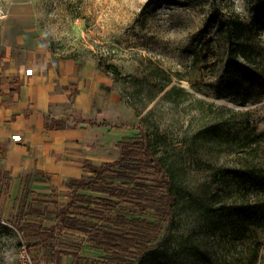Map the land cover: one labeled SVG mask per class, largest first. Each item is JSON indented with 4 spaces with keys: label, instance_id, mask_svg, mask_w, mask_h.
<instances>
[{
    "label": "rangeland",
    "instance_id": "374dc122",
    "mask_svg": "<svg viewBox=\"0 0 264 264\" xmlns=\"http://www.w3.org/2000/svg\"><path fill=\"white\" fill-rule=\"evenodd\" d=\"M263 2L0 0L2 18L29 20L34 40L57 57L93 63L102 71L106 84L96 99V116L103 124L92 119V126L113 130L107 136L112 142L136 133L133 125L144 126L171 168L179 202L148 264H264V79L255 86L259 92L242 103L238 92L218 96L211 74L220 69L227 48L211 20L214 8L235 9L250 21ZM256 31L264 43V18ZM202 36L215 39L216 53L193 67ZM168 79L194 95L165 98ZM221 119L228 124L217 136L200 134ZM104 142L88 144L95 156ZM96 165L86 164L88 173ZM57 195L60 204L68 199ZM7 213L0 219V264H17L23 237Z\"/></svg>",
    "mask_w": 264,
    "mask_h": 264
},
{
    "label": "trees",
    "instance_id": "16d2710c",
    "mask_svg": "<svg viewBox=\"0 0 264 264\" xmlns=\"http://www.w3.org/2000/svg\"><path fill=\"white\" fill-rule=\"evenodd\" d=\"M260 18H264V2L250 21L235 9L214 8L211 20L227 41L220 69L211 73L218 96H223L224 90L238 92L243 96L241 102L246 103L249 96L259 92L255 86L264 79V43L256 31ZM214 43L213 37L202 36L194 51L193 67L215 55ZM162 89L165 98L178 96L184 100L194 95L180 84H171V79ZM196 100L206 102L198 97ZM206 105L214 107L213 102ZM227 124L221 119L205 126L200 134L217 136ZM55 125L65 122L52 119L48 123L50 128ZM133 128L136 133L116 141V159L92 167L87 177L68 181L69 200L65 205L25 192L9 223L27 241L38 264L39 251L58 264L63 256H71L70 264H148V256L179 202V193L171 168L157 154L145 127ZM44 218L55 222L45 224ZM85 247L97 254H84Z\"/></svg>",
    "mask_w": 264,
    "mask_h": 264
},
{
    "label": "crops",
    "instance_id": "0c3cea01",
    "mask_svg": "<svg viewBox=\"0 0 264 264\" xmlns=\"http://www.w3.org/2000/svg\"><path fill=\"white\" fill-rule=\"evenodd\" d=\"M29 24L24 18H0V213L8 212V223L26 191L65 205L68 181L85 177L86 164L119 156V138H107L114 131L91 122L102 121L96 116V99L106 84L102 71L93 63L80 65L72 57H57L34 40ZM52 119L65 125L50 128ZM95 139L105 141L97 156L88 146ZM110 153L114 157L109 158ZM58 192L68 196L62 204ZM82 251L93 255L88 247ZM36 254L39 264H58L42 251ZM71 260L63 256L60 264Z\"/></svg>",
    "mask_w": 264,
    "mask_h": 264
},
{
    "label": "built area",
    "instance_id": "2783aa9c",
    "mask_svg": "<svg viewBox=\"0 0 264 264\" xmlns=\"http://www.w3.org/2000/svg\"><path fill=\"white\" fill-rule=\"evenodd\" d=\"M4 15L5 13L0 8V18H2ZM17 264H38L34 254L30 252L27 241L25 239H22L20 243V248L17 257Z\"/></svg>",
    "mask_w": 264,
    "mask_h": 264
},
{
    "label": "water",
    "instance_id": "95a60500",
    "mask_svg": "<svg viewBox=\"0 0 264 264\" xmlns=\"http://www.w3.org/2000/svg\"><path fill=\"white\" fill-rule=\"evenodd\" d=\"M83 124H85L86 125V123L84 122Z\"/></svg>",
    "mask_w": 264,
    "mask_h": 264
}]
</instances>
